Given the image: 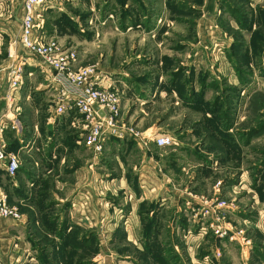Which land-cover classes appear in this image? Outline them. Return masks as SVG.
Masks as SVG:
<instances>
[{"label":"rangeland","instance_id":"374dc122","mask_svg":"<svg viewBox=\"0 0 264 264\" xmlns=\"http://www.w3.org/2000/svg\"><path fill=\"white\" fill-rule=\"evenodd\" d=\"M57 1L48 32L40 30L44 41L75 52L77 68L101 63L108 86L121 97L125 132L108 137L103 155L96 156L84 140L82 118L77 119L84 140L78 148L81 164L93 165L104 185L98 209L103 217L94 227L71 221L66 231L60 229L67 233L61 237V223L50 229L56 216L45 205L37 208L41 228L36 227L35 211L15 204L14 184L4 177L10 181L5 189L10 205L27 220L23 226L0 218V264H264V0H214V11L202 8L205 0H166V5L137 0L159 11L151 10L149 23L129 36L121 26L120 32L111 30L110 0ZM10 5L16 3L0 0L1 19ZM6 28L0 25V31ZM160 38L162 50L174 53L164 55L163 64ZM8 49L0 44V69L11 63ZM5 81L0 79V95ZM25 82L26 77L19 102L27 84L28 103L41 108L49 93L37 89L40 79ZM39 118L44 122L42 113ZM135 134L150 140L140 143L149 147L150 162L138 150ZM157 135L173 138V144L158 147ZM43 144L31 154L41 176L51 167ZM141 163L150 169L144 185L154 200L138 204L135 217L116 178L134 186ZM89 244L96 250L88 252Z\"/></svg>","mask_w":264,"mask_h":264},{"label":"crops","instance_id":"0c3cea01","mask_svg":"<svg viewBox=\"0 0 264 264\" xmlns=\"http://www.w3.org/2000/svg\"><path fill=\"white\" fill-rule=\"evenodd\" d=\"M147 1L148 0H146V2ZM213 1L214 0H205L202 8L205 11H210V9L212 8L214 11L215 7ZM57 3V0H49V5L46 6L43 10L42 21L46 33L49 29V18L51 16V13L53 11L55 12ZM74 3L75 2L73 1L72 4ZM110 3V17L113 19L111 20L113 24L111 30L120 32L121 26V33L126 36H129L130 31H134L137 28H141V25H146L147 23H149L148 20L150 18L147 19V15L151 13V10L159 11L157 7H150L149 3L145 4L143 2V6L140 5L137 0H110ZM72 4L70 2H66V6ZM164 5H166V0L164 1ZM141 9L143 10L142 13L140 11ZM1 10L2 8L0 7V15L3 14ZM14 10L15 13H13ZM158 13L160 14V12ZM4 14L5 16L2 18L3 20L0 18L2 20L0 22V25L7 28L0 31V44H2L3 42L9 44V56L10 51L14 52V50H17L21 56H26V53L23 51V49H20L18 47L17 38L21 30L23 17L22 7L17 3L15 6L10 5L4 8ZM107 19L108 18H105L100 22V24L102 26L107 24L109 21V19ZM79 21H81L82 23V19H80ZM95 24L96 25H92V28L97 30L100 24ZM8 30L12 32V37ZM6 34H9L10 37H8V35ZM159 40L161 43V47H159L161 51L159 63L163 64L164 61L162 57L165 55L166 59L169 57L173 58L174 53L163 51L162 45L165 46L164 39L160 38ZM12 59L13 58L10 57L11 62ZM29 61L30 64L29 67H27V72H31V74L26 75V82H28V80L32 81L33 79H40V83L37 89L42 90V92L45 93L46 96L48 95V93L49 95L41 104V108L38 105L28 103L27 99L30 98V95L28 94L29 92H27L28 90H26L27 84L25 82L26 85H24L22 90V101L21 103L19 102V109L22 108V111H18V118L22 124V129L20 131H16L7 127L6 129H4L3 138L7 143L8 149L12 140L16 139L18 141V147L16 150L11 151L18 152L19 158L25 157L26 159L20 160L21 166L14 178L9 177L6 171L0 165V187L6 192V188L8 186L10 187L9 180L13 182V199L15 200V204L27 206L35 211V218L33 220L37 224L36 227L41 228L40 210L38 211L37 208L44 205L47 212L54 210L55 214L52 213L50 216H56L55 221L57 223L63 221H72L77 222L82 226L86 225L87 227H94V225H96L95 222L100 221L99 218L100 216H102L98 209L101 205L99 204V201L103 199L104 185H102V177H100L95 172L93 165H89L88 169L86 164H81L84 162L82 160L84 156L82 153H80V151H78V148L82 146L80 143L84 142V140H81L80 137L82 129L76 126V123L78 122L77 119L80 118V115L77 113V111H72L65 115H54V103L55 97L57 95V87L59 85L51 80L52 75L50 74L52 73L49 70L42 71L37 66H35V60L30 59ZM97 67L102 72V84L108 86V82H110V80L108 79V75L105 74V69L100 62L99 64H97ZM5 77L6 81L4 83L3 92L5 91L7 84L6 72H4L2 76H0V79H5ZM25 93L26 95H24ZM2 98L3 95H0V114L4 108V101L2 100ZM24 99L25 101H23ZM28 105L30 106L29 110L33 111L31 113L32 120L30 122L26 121L25 119V112L26 109L28 110ZM40 113L45 116L44 122L39 118ZM70 126H73V128L75 129L74 131H76L72 133L73 135L63 134V132H61V130L66 132L67 129L70 128ZM58 131L61 132L60 135L58 134ZM45 132L46 137L44 139L43 133ZM143 136L147 138L148 142L150 141L146 135ZM118 141L120 140H117L116 143H113L116 145ZM40 142H44L43 145H45L46 148L48 147L46 156L51 165V167H49L48 169V172L42 174V176L40 174V171L35 172L36 166L31 159L33 158V155L31 154L36 153L35 150H32L36 144V150H41V147L38 146ZM140 143L141 142L138 139L137 144H135L137 148H139L138 150H140L142 157H146L148 159V162H150V158L148 156L149 147L141 146ZM90 150L92 151V149ZM25 152L29 153L30 157H27L28 155H26ZM102 153H100V157L101 155H103ZM143 161L145 160L143 159ZM95 162H97V160L94 161V163ZM143 167L144 164L142 163L140 165H136L135 167V170L136 168H138L137 170H139V175L134 181V186H129L128 182L126 181V183H124L123 177H120L118 179L116 178V180H118V182L120 181L121 183H119L120 188L124 190V197L122 196L123 200L125 201V203L130 204L132 208L131 213H134L135 217L137 216L136 208L138 204L144 201L154 200L147 195L146 190L148 188L146 187V185H144L146 184L147 178L145 173H150V169L148 170ZM1 173H3V176L1 175ZM61 175H63V178H61ZM88 175L91 176L88 177ZM38 176H41V178L38 179ZM4 177L9 179L7 183ZM142 188H146L144 190V193H141ZM151 189L155 190V188ZM8 198L10 199V197ZM157 201L158 200H156V202ZM114 209V211L116 212L117 207H114ZM25 220H27V218L23 219V221H17L22 222L21 224L24 226V223L26 222ZM0 230V232H2V229ZM82 232H85V230H83Z\"/></svg>","mask_w":264,"mask_h":264},{"label":"built area","instance_id":"2783aa9c","mask_svg":"<svg viewBox=\"0 0 264 264\" xmlns=\"http://www.w3.org/2000/svg\"><path fill=\"white\" fill-rule=\"evenodd\" d=\"M22 7L20 44L26 56L17 50L10 51L12 62L0 69L6 72L7 84L2 100L4 108L0 114V165L9 177L14 178L21 166L19 153L11 151L3 138L7 127L20 131L22 124L18 118L20 90L30 59L42 71L49 70L51 80L56 82L57 95L54 115H65L72 111L82 118L86 130L84 140L97 155L102 152L104 141L110 136H122L125 130L121 123V97L118 91L102 84V72L96 64L77 68L75 52L61 50L55 42H45L43 10L49 0H13ZM97 106L98 108H95ZM103 113V114H102ZM140 142L148 143L146 137L135 134ZM171 137L157 135L155 144L166 147L173 144ZM0 167V169H1ZM0 218L21 219L17 207L10 205L7 193L0 187Z\"/></svg>","mask_w":264,"mask_h":264},{"label":"trees","instance_id":"16d2710c","mask_svg":"<svg viewBox=\"0 0 264 264\" xmlns=\"http://www.w3.org/2000/svg\"><path fill=\"white\" fill-rule=\"evenodd\" d=\"M197 1H198V3L202 2V0H197ZM223 2L226 3L225 0H223ZM16 141H17V140H16ZM16 141H15V140H12V142H11V144H10V147H9L10 150H16V149H17V147H18L17 142H18V141H17V142H16ZM145 202H148V201H144V202H142L141 205H144ZM48 223H49V225L51 226L50 229L53 230V231L55 230L56 225L59 226L60 223H61V226H60V228L58 229V230H59V233H60V236L63 237V236H66V235H67L66 232H64V235H63V232H62L63 229L66 231L67 228L70 226V225H68V222H67V221H63V222H59V223H57L56 221L52 222V221L50 220ZM119 228H120V227H119ZM60 229H61L62 231H61ZM76 229H78V231L81 230L80 227H76ZM118 230H119V229H118ZM76 234H78V232H77ZM51 243H52V241H51ZM69 245H70V243H69ZM86 247L89 248V251H88V252H90V253L96 250V248H93V247H92V244H89V245L86 246ZM62 248L65 249V247H62ZM87 250H88V249H87Z\"/></svg>","mask_w":264,"mask_h":264},{"label":"water","instance_id":"95a60500","mask_svg":"<svg viewBox=\"0 0 264 264\" xmlns=\"http://www.w3.org/2000/svg\"><path fill=\"white\" fill-rule=\"evenodd\" d=\"M95 108H98L97 106H95ZM103 114V113H102Z\"/></svg>","mask_w":264,"mask_h":264}]
</instances>
